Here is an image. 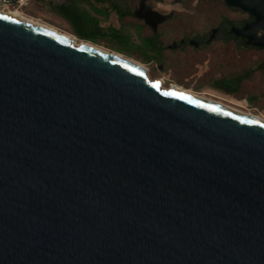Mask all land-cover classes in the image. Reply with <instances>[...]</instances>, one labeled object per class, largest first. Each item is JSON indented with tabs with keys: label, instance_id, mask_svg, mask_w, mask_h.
<instances>
[{
	"label": "water",
	"instance_id": "obj_1",
	"mask_svg": "<svg viewBox=\"0 0 264 264\" xmlns=\"http://www.w3.org/2000/svg\"><path fill=\"white\" fill-rule=\"evenodd\" d=\"M0 264H264V122L0 11Z\"/></svg>",
	"mask_w": 264,
	"mask_h": 264
},
{
	"label": "flooded vegetation",
	"instance_id": "obj_2",
	"mask_svg": "<svg viewBox=\"0 0 264 264\" xmlns=\"http://www.w3.org/2000/svg\"><path fill=\"white\" fill-rule=\"evenodd\" d=\"M193 2L194 0H58L50 1L49 4L66 19V14L71 11L81 19H97V26L105 37L110 35L115 38V33L125 36L122 26L131 21L138 32L142 33V41L136 44L147 49V55H141V58L146 61L154 60L161 68L170 66L172 71L178 72L188 70L197 80L236 83L235 87H240L245 80L264 78V45L251 44L240 33V29L253 21L254 17L249 14L242 18L222 13L219 20L210 26L199 24L195 19L202 13L188 9ZM167 4L173 6L167 9ZM53 5L58 8L54 9ZM144 14L149 16L150 21ZM112 15L120 25L103 27L100 20ZM147 41L154 43V49L146 45ZM148 48L152 51L151 54ZM184 79L188 78L181 76L180 80ZM231 91L236 92L234 89L226 92L234 95Z\"/></svg>",
	"mask_w": 264,
	"mask_h": 264
},
{
	"label": "rangeland",
	"instance_id": "obj_3",
	"mask_svg": "<svg viewBox=\"0 0 264 264\" xmlns=\"http://www.w3.org/2000/svg\"><path fill=\"white\" fill-rule=\"evenodd\" d=\"M50 1L58 0H16L14 3L4 1L0 5V10L8 11L11 9H17L24 15L36 21L47 23L61 31L69 32L75 35L74 31L76 27L74 23L55 12L50 7ZM166 1L169 0H163V2ZM172 6V4H167L166 7L168 9ZM188 9L202 13L198 15V18L195 20L199 24L204 23L208 26L217 22V20H219V15L222 13H229L233 16H241L242 18L249 16L248 12L228 5L224 0H194L192 6H190ZM100 22L105 28H107L110 24L114 26L120 25L119 21L114 15L108 18H102ZM122 28L130 43H138L142 41V33L138 32L135 25L131 21L124 23ZM96 43L99 46L113 51H117L115 48L130 50L133 47L132 44L124 42L122 43L117 38L110 37V35L108 37L99 39V42ZM148 52L150 54L152 53L149 48ZM134 58L140 60V62L142 61L141 63L145 65L148 75L151 78H160L164 87H169L172 83H176L182 87H185L186 89L200 93L213 100L228 104L234 108L264 116V78L245 80L240 87H235L236 83H210L207 79L197 80L195 77L189 74L188 70H180L179 72L172 71L170 66H167L166 68L159 67V65L154 60L146 61L141 57ZM181 76L188 79L180 80ZM213 86L217 88H214ZM230 89L236 90L234 93L236 96L226 92L230 91Z\"/></svg>",
	"mask_w": 264,
	"mask_h": 264
},
{
	"label": "bare ground",
	"instance_id": "obj_4",
	"mask_svg": "<svg viewBox=\"0 0 264 264\" xmlns=\"http://www.w3.org/2000/svg\"><path fill=\"white\" fill-rule=\"evenodd\" d=\"M4 1H8V0H0V5ZM0 11L6 13L8 15L14 16V17H16L18 19H21V20H23V21H25L27 23L35 25V26H37L39 28H42V29L47 30L49 32H52V33H54V34H56L58 36L66 38L67 40H70V41H72L75 44H80V45H83V46L88 47L90 49L97 50V51L109 54V55H111V56H113V57H115L117 59H120V60L132 65V66H135V67H138V68L144 70L148 74L147 68L145 67L144 64H142L140 61H137V60H135V59H133L131 57H128V56L122 54V53H119V52L113 51V50H109V49L104 48L102 46H99V45H97L95 43H92L90 41L80 40L72 33L64 32V31H61V30L57 29L56 27H53L52 25L47 24V23L36 21V20L24 15L22 12H20L17 9L16 10L15 9H11V10H8V11L0 10ZM162 86H163V84H162ZM169 87L172 88V89H175L177 91H180L182 93H185L187 95H190L192 97H195V98H198V99H202V100H205V101H209L211 103H214V104H217L219 106L225 107L227 109L233 110V111L238 112L240 114H243L245 116H248V117H251V118H254V119H257V120H260V121L264 122V116H262L260 114H255L253 112H246V111L234 108V107H232V106H230L228 104L222 103V102L217 101V100H213V99L208 98L207 96H204V95H202L200 93L193 92V91H191L189 89H186L185 87H182V86H180V85H178L176 83H172Z\"/></svg>",
	"mask_w": 264,
	"mask_h": 264
},
{
	"label": "trees",
	"instance_id": "obj_5",
	"mask_svg": "<svg viewBox=\"0 0 264 264\" xmlns=\"http://www.w3.org/2000/svg\"><path fill=\"white\" fill-rule=\"evenodd\" d=\"M53 8L57 9L58 6L57 5H53ZM66 17L72 23H74V25L76 27L74 33L79 39L87 40V41H91L93 43H96V42H99V39L105 37L103 35L104 33L101 32V29L97 26V24H98V20L97 19H92V18L81 19V18H78L73 11H71L68 14H66ZM89 24H91V25H89ZM114 36L120 42L129 43V44H132V46H133L132 49H130V50H128V49L127 50H122V49L115 48V50H117L119 53L120 52L122 54L124 53V55L126 54V56L131 57V58H133V59H135L137 61H138V59H136L134 57L140 58L141 55H147V49L144 50L143 46L141 44L130 43L126 36H123V35L118 34V33H115ZM146 45L148 47H151V48L154 47V43H152L150 41H147ZM231 92L233 94L235 93L233 91H231ZM237 97H242V96H237Z\"/></svg>",
	"mask_w": 264,
	"mask_h": 264
},
{
	"label": "snow or ice",
	"instance_id": "obj_6",
	"mask_svg": "<svg viewBox=\"0 0 264 264\" xmlns=\"http://www.w3.org/2000/svg\"><path fill=\"white\" fill-rule=\"evenodd\" d=\"M167 94V93H166Z\"/></svg>",
	"mask_w": 264,
	"mask_h": 264
}]
</instances>
